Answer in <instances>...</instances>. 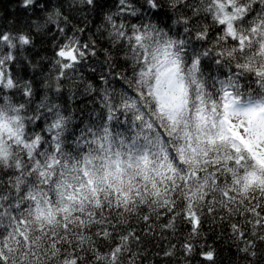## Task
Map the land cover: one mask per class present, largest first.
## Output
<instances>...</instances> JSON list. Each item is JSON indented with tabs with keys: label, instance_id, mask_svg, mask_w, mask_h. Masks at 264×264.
Masks as SVG:
<instances>
[{
	"label": "snow or ice",
	"instance_id": "snow-or-ice-1",
	"mask_svg": "<svg viewBox=\"0 0 264 264\" xmlns=\"http://www.w3.org/2000/svg\"><path fill=\"white\" fill-rule=\"evenodd\" d=\"M36 5L20 0L25 10ZM162 11L203 42L210 27L198 21L210 18L217 29L211 47L187 63L189 41L140 15ZM61 15L56 10L45 22L63 33ZM114 16L142 22L117 23ZM105 20L112 46L125 50L131 68L130 77H119L136 94L120 104L133 115L131 137L104 125L70 144L60 106L47 96L36 103L31 84L8 71L12 50L30 45V36L0 33L8 48L0 54V173L7 176L0 186L8 189L0 192V264H137L134 218L151 230L153 217L171 214L162 228L174 229L183 216L199 235L205 209L222 212L238 251L255 257L257 242L264 243V0H142L139 7L119 0V11ZM213 54L228 69L222 78L202 71L201 56ZM88 55H96L89 44L69 38L56 52L60 76ZM243 79L260 91H244ZM13 90L22 91L23 102ZM106 106L111 120L117 109ZM202 255L214 261L213 251Z\"/></svg>",
	"mask_w": 264,
	"mask_h": 264
},
{
	"label": "trees",
	"instance_id": "trees-1",
	"mask_svg": "<svg viewBox=\"0 0 264 264\" xmlns=\"http://www.w3.org/2000/svg\"><path fill=\"white\" fill-rule=\"evenodd\" d=\"M131 2L139 7L142 0ZM56 10L62 14L58 23L59 27L64 28L63 33L57 30L55 24L45 22ZM118 11L119 0H96L95 6L83 4L81 0H37L35 8L27 10L20 7V0H0V33L13 36L24 33L32 41L30 45L12 50L16 58L8 64V71L21 85L31 84L36 103L47 96L60 106L68 117L67 134H70V144L75 143L76 138L86 129L98 130L104 125L109 126L114 133L128 137L133 134V115L120 109V104L122 97H135L136 94L125 80L119 78L120 74L130 77L131 68L124 59L125 50L112 46L105 20L106 15ZM140 15L144 16L143 22L151 20L165 27V30L170 28V35L175 39L189 41L185 48V60L189 64L194 55L211 47L217 32L211 25L210 18H201L198 23L210 27L209 40L197 41L195 31L190 35L186 34L184 25L174 23L177 17L170 13L162 11L157 16H149L141 12ZM114 19L117 23L122 19L128 24L142 22L138 17L132 16H114ZM69 38H76L81 44H89L96 55H88L75 68L65 70V74L60 76L56 52ZM7 51L6 45L0 46V54H6ZM214 60V54L209 57L201 56L202 71L206 78H222L228 71L226 66H217ZM241 84L244 91H260L258 85L248 79H243ZM13 99L23 102L22 91L13 90ZM109 103L117 109L111 120L108 119L109 109L106 106ZM0 178L6 180L7 176L0 173ZM7 190L6 186H0V192ZM222 215V212L210 214L205 209L201 216L199 235L192 233V225L183 216L176 218L174 229L162 228L171 219V214L153 217L151 230L142 220L137 222L134 218L131 227L136 229V235L140 237L139 242L132 243L133 252L139 253L137 264H250V261L251 264H264V243L257 242L255 257L239 252L231 235L230 222L227 219L221 220ZM232 222H235V218ZM186 243L193 245L191 254L185 252L183 246ZM101 244L105 248L108 246L105 241H101ZM170 249L174 251V255L165 256L164 253ZM207 251L214 252V261L203 258L202 253Z\"/></svg>",
	"mask_w": 264,
	"mask_h": 264
}]
</instances>
